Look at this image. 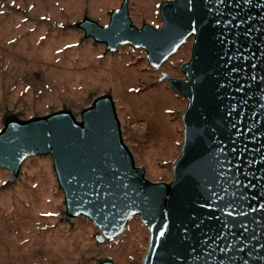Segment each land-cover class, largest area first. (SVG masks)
<instances>
[{
	"label": "water",
	"instance_id": "1",
	"mask_svg": "<svg viewBox=\"0 0 264 264\" xmlns=\"http://www.w3.org/2000/svg\"><path fill=\"white\" fill-rule=\"evenodd\" d=\"M159 15V26H138L122 0L106 24L84 15L71 27L109 53L144 50L154 69L192 39L183 76L158 78L187 102L171 180L137 165L111 93L79 112L7 113L0 168L11 184L28 158L50 156L67 219H90L99 242L140 217L143 264H264V0H164Z\"/></svg>",
	"mask_w": 264,
	"mask_h": 264
},
{
	"label": "rangeland",
	"instance_id": "2",
	"mask_svg": "<svg viewBox=\"0 0 264 264\" xmlns=\"http://www.w3.org/2000/svg\"><path fill=\"white\" fill-rule=\"evenodd\" d=\"M164 0H129L138 26H159ZM122 0H0V128L4 116L23 118L61 108L79 112L103 93L114 97L123 136L136 163L154 182L169 181L183 140L186 99L162 73L182 77L192 39L160 69L129 45L115 53L71 25L84 15L106 24ZM0 168V264H143L149 231L139 216L124 233L99 242L86 217L68 220L50 156L28 158L18 180Z\"/></svg>",
	"mask_w": 264,
	"mask_h": 264
}]
</instances>
